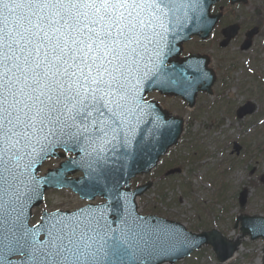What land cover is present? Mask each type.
Here are the masks:
<instances>
[{"label":"snow or ice","instance_id":"snow-or-ice-1","mask_svg":"<svg viewBox=\"0 0 264 264\" xmlns=\"http://www.w3.org/2000/svg\"><path fill=\"white\" fill-rule=\"evenodd\" d=\"M201 3L0 0V264H156L166 255L135 219L117 229L87 208L52 229L41 224V241L19 209L39 183L32 164L58 144L79 148L101 172L116 154H132L138 132L161 131L159 117L143 119L140 85L160 76L172 85L189 80L166 65L167 38ZM254 227L264 233V218ZM15 253L24 258L11 260Z\"/></svg>","mask_w":264,"mask_h":264},{"label":"rangeland","instance_id":"rangeland-1","mask_svg":"<svg viewBox=\"0 0 264 264\" xmlns=\"http://www.w3.org/2000/svg\"><path fill=\"white\" fill-rule=\"evenodd\" d=\"M260 7H264V0H251L246 14L239 15L244 28L260 27L249 50H238L242 32L226 48L213 44L215 38L206 45L195 39L184 44L185 51H200L210 56L211 66L217 73L215 93L202 96L199 103L197 98L192 110L176 100L159 99L165 108L184 118L185 127L178 146L158 166L161 171L156 169L149 176L155 180L139 199L142 214L154 213L181 222L193 232L215 227L228 238L238 234V228L232 227L238 213L264 216V184L259 182L264 173V10L261 12ZM246 101L255 104L254 113L236 118L237 106ZM234 142L240 146L238 154L233 150ZM52 161L42 170L51 167ZM173 167L181 172L169 177L162 175ZM140 180L132 181L131 186ZM241 189L247 196L240 208L237 194ZM82 203L62 190L47 192L42 208L46 211L72 209ZM42 208L36 210L31 223L38 220ZM261 245L260 240L245 239L234 259L225 264H255L260 258ZM187 258L175 264H219L208 246Z\"/></svg>","mask_w":264,"mask_h":264},{"label":"water","instance_id":"water-1","mask_svg":"<svg viewBox=\"0 0 264 264\" xmlns=\"http://www.w3.org/2000/svg\"><path fill=\"white\" fill-rule=\"evenodd\" d=\"M187 34L191 33L187 31ZM246 44L247 43L245 42L243 47H246ZM195 78L196 76L192 78L189 77V80L182 81L179 85H172L169 83V78L167 86H165L166 91L163 93L169 96L180 94L183 98L188 100L189 106H192L196 90H191L190 92L188 90L195 82L201 81V78L196 81ZM212 82L213 78L211 81H208L207 86ZM201 89L202 91H205V87H202ZM151 105L152 106L150 107L153 108L159 117L161 131L154 136L147 134L143 135V151H141V134L138 132L137 140L133 141L131 155L118 153L110 159L109 164L101 172H97L94 170V167L90 168L88 166L92 163V157L86 155L83 151H80L79 148L73 149L75 157L72 158V163H66L67 161L61 162L58 168L48 170L43 178L38 179L39 183L35 185V191L25 192L22 200V207L19 209V212L22 213V218L26 225L27 220L31 215V208L40 203L42 193L45 189L49 187H67L76 192L80 197L85 196L86 198H93L95 195H99L104 197L106 202L101 205H88L74 212H56L45 218V215H43L42 219L44 218V222L32 227L39 229L38 238L40 234L44 236L41 241L46 239L45 228L52 229L54 225H59L62 221L66 222L70 219L77 218L82 210L92 208L98 210V213H102L113 228H120L122 226L121 221L124 219H128L130 222L132 219H135L137 223L144 226L149 233L146 239L153 242L156 245L157 250L164 249L166 252V255L162 259L156 261V264H161L163 262L172 264L175 261L188 256L194 249H198L201 245H210L218 262L224 263L234 256L241 241L246 235L249 236L250 240L261 238L263 244L260 264H264V233H261L254 227L260 223L262 218H264L259 215L237 216L234 227L240 222V234L232 240L223 237L214 229L209 232L193 234L186 231L185 227L180 223L163 220L156 216L142 217L139 215L135 198L150 187L151 183L147 182L143 186H138L135 190L130 191L128 188V181L132 176L138 173H146L155 166L158 158L170 147L176 144L181 134L183 124L182 118L171 116L168 112L158 108L156 104ZM252 110L253 105L247 103L237 110V115L242 117L243 115L250 113ZM143 112L144 121H151L144 108ZM143 125L144 127H152L151 123ZM58 147H62L68 151L63 144H58L51 150L48 156H45L42 159H36L35 163L32 164L31 169L34 175L39 170V166L45 158L60 155L54 154V150ZM61 165L64 166L61 167ZM58 169L59 171H57ZM78 169L83 171L82 178H64L65 174L73 173ZM260 180L264 182V175L261 176ZM84 191H87L88 195H85ZM244 203L245 194L241 193L239 204L243 205ZM41 224L45 225V228H40L39 226Z\"/></svg>","mask_w":264,"mask_h":264},{"label":"flooded vegetation","instance_id":"flooded-vegetation-1","mask_svg":"<svg viewBox=\"0 0 264 264\" xmlns=\"http://www.w3.org/2000/svg\"><path fill=\"white\" fill-rule=\"evenodd\" d=\"M244 2L234 4V6L228 5L227 1H220L217 4H215L213 10L216 12L219 9H222L223 15L222 18H227L228 25L234 23L237 21V19H241L242 17H239V15H245L246 14V8L251 5V0H243ZM254 12L257 14H260L258 9H254Z\"/></svg>","mask_w":264,"mask_h":264},{"label":"bare ground","instance_id":"bare-ground-1","mask_svg":"<svg viewBox=\"0 0 264 264\" xmlns=\"http://www.w3.org/2000/svg\"><path fill=\"white\" fill-rule=\"evenodd\" d=\"M255 264H259V258L256 260Z\"/></svg>","mask_w":264,"mask_h":264}]
</instances>
